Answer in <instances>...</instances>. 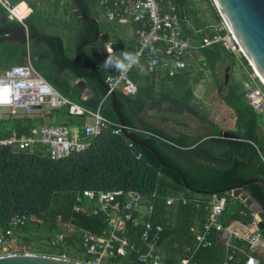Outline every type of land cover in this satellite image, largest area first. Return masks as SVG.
<instances>
[{
	"label": "trees",
	"instance_id": "obj_1",
	"mask_svg": "<svg viewBox=\"0 0 264 264\" xmlns=\"http://www.w3.org/2000/svg\"><path fill=\"white\" fill-rule=\"evenodd\" d=\"M170 1L175 5L180 18H189L196 28L203 30L201 35H211L207 23L196 18V13L189 8L186 0ZM99 2L78 0L86 15L95 19L100 13L103 14ZM30 23L31 18L25 24L32 31ZM78 23L81 28L77 27L76 30L74 50L81 46L79 62L90 64L89 51L82 44L94 38L96 24L82 17L78 18ZM114 24L105 27L106 31L112 30ZM39 41L41 43L37 44L43 50V64L33 59L34 68L63 97L90 111H96L107 91L100 86L95 73L70 62L73 57L70 56V50L64 48L61 37L41 35ZM8 44H0V53L8 51L10 54V51H15ZM132 48L129 53L133 54L137 45ZM200 56L202 60L198 64L203 67V72L209 71L215 75L218 66L224 63L229 74L234 67V58L220 46L202 49ZM21 64V60L12 63L13 66ZM62 72H69L74 79L93 86L98 93L96 99L80 100V89L77 85L71 88L66 78L60 76ZM203 72L191 79L188 69L168 78L160 77L158 72H139L135 68L130 77L138 86L137 95L129 98L117 92L115 107L121 112L131 136L154 148L163 162L179 168L192 189L221 191L215 196L227 199L222 216L224 226L251 225L253 220L245 205L223 193L225 188L248 178L264 181V136L259 138L256 133V114L234 85H229V93L222 98L235 111L236 116H241L236 117L239 130L229 132V138L224 136L222 128L217 129L214 124V131L204 137L198 135L191 138L180 133L173 135L140 116L147 100L151 108L159 112L161 103L154 101L163 102L168 110L172 111L173 108L175 112L172 113L176 116L188 112L197 113L191 105L192 86L203 78ZM100 77L105 80L106 74H100ZM172 90L177 93L174 97L167 94ZM101 114L107 120L102 132L84 150L71 153L61 160H51L39 146L30 151L19 149L16 145H0V228L6 231L13 217H24L25 223L15 233L25 244L36 245L33 249L40 254L62 255L67 254L70 248L81 251L79 234L82 231L96 236L121 232L109 225L106 212L94 215L87 207H83L80 212L74 211L77 195L83 190L133 191L141 196L143 206L149 203L152 205L150 215L145 216L143 222L161 227V232L152 243L164 264H179L187 258H191L188 264L221 263L224 253L220 245L221 242L224 244V240L220 233L212 235L209 248L197 247L198 233L208 220L206 206L214 195L187 190L180 176L163 167L147 149L128 141L122 133L115 134L120 122L112 106L111 95L104 100ZM51 120L56 124L81 128L90 118L69 115L66 108L37 111L29 116L11 115L6 110L0 117V140L9 137L12 131L17 137L28 135L33 127L51 124ZM245 189L264 211L262 187L249 184ZM180 195L184 196L185 204L179 199ZM170 197L174 201L167 205L166 201ZM256 228L264 235V225L258 223ZM143 230V224L136 227L127 224L122 234L131 243L141 246ZM57 234H63L64 240L57 241ZM25 250L26 245L18 249V253H24ZM255 256L259 264H264V254L256 253ZM86 259L72 260L86 262ZM122 262L138 264L134 252Z\"/></svg>",
	"mask_w": 264,
	"mask_h": 264
},
{
	"label": "built area",
	"instance_id": "obj_2",
	"mask_svg": "<svg viewBox=\"0 0 264 264\" xmlns=\"http://www.w3.org/2000/svg\"><path fill=\"white\" fill-rule=\"evenodd\" d=\"M210 1L213 4L212 0ZM20 4H14L12 0H0V6L7 11L9 19L16 20L27 29L24 24L26 15L22 10L17 11ZM99 6L107 22L137 25L135 30L137 48L133 54L137 57L138 63L129 65L126 73L115 69L112 74L106 76L104 83L108 91L96 111H90L63 97L33 68L31 62L6 69L0 73V112L7 110L11 115L29 116L44 109L56 111L66 108L69 115L87 116L90 121L77 128L56 124L53 120L51 124L33 127L28 135L21 137H17L12 131L9 137L0 140V145H16L19 149L30 151L39 146L51 160H61L71 153L84 150L91 140L102 132L107 120L102 116L101 109L111 92H120L129 98L137 95L138 86L130 77L135 68L145 65L147 73L158 72L164 77L172 78L188 70L190 62H193L195 57L197 62L201 61L200 51L211 46H220L234 59L245 60L236 39L220 17L217 25L207 28L212 32L211 35H201L203 30L194 28L188 19L180 18L170 0H100ZM114 37L111 36V39L116 42ZM109 47L110 43L107 45V51L111 54ZM262 86L264 87L263 84ZM246 88L248 95L245 102L260 117L264 126V91ZM114 133H122L121 127L119 126ZM179 199L183 204L186 203L183 195H180ZM173 201L174 198H168L167 205ZM226 205V197L215 195L207 203L208 220L198 233L197 247L209 248L212 235L220 233L224 236V258L221 264H259L255 255L264 252V235L257 228L255 231L252 230L253 225L259 223L257 214L250 212L245 206L253 223L239 224L238 226L242 227L237 230L223 224L222 216ZM83 207L89 208L94 215L106 212L109 215V225L115 220L125 226L130 224L136 227L143 224L144 230L141 233L143 242L141 246L131 243L122 234L123 231H120V234L109 232L103 236L82 231L79 234V244L87 258L86 262L82 263L119 264L118 261L126 260L134 252L138 264H164L152 243L162 229L160 226L143 222L144 217L150 215L152 205L149 203L143 206L138 193L121 190L117 192L83 190L76 197L74 211L80 212ZM24 219L19 216L13 217L6 231L0 228V257L35 254L29 252L28 248L24 253H18L20 245H17L15 230L25 223ZM56 239L61 242L64 235L57 234ZM45 256L70 259L67 254ZM190 260L191 258L184 259L179 264H188Z\"/></svg>",
	"mask_w": 264,
	"mask_h": 264
},
{
	"label": "water",
	"instance_id": "obj_3",
	"mask_svg": "<svg viewBox=\"0 0 264 264\" xmlns=\"http://www.w3.org/2000/svg\"><path fill=\"white\" fill-rule=\"evenodd\" d=\"M217 14L221 20L226 24L231 34L236 39L239 47L242 50L245 61L248 63L250 68L259 78L261 83L264 85V0H212ZM71 12L73 15L82 16L96 24L95 36L92 40L85 41L82 45L86 46L89 44L96 43L99 39L102 41V45L92 46L89 50L91 57L90 64H81L79 62L78 53L81 49L79 46L75 52L74 58L70 61L77 66L89 69L93 71L101 87L108 91L104 81L100 78L98 70L96 69L99 64L105 60L108 56H114L116 53L122 51L125 45L121 42H113L111 34L101 35L99 25L93 18L87 17L84 11H80L79 6L73 1L71 6ZM34 33H37L34 29ZM0 44L5 41L13 39L28 40L30 36L26 35L24 27L20 26L17 30H4L0 28ZM105 37L103 40L102 38ZM110 43L111 54L107 51V45ZM115 68H107V73L112 74ZM77 87L81 91H85L87 84L81 80L77 83ZM115 92H111L112 106L115 113L117 114L120 122L122 135L130 142L135 145L141 146L147 149L156 160L165 168L175 171L181 178L184 187L189 191H194L198 194L210 193L215 195L221 191L204 192L194 190L188 184L182 171L174 165L167 164L162 161L160 156L151 146L146 143L139 141L131 136L128 132L123 116L121 112L115 107ZM249 184H257L262 187L264 195V181L259 178H248L241 183L231 185L223 190L227 196L239 200L243 203L250 212L257 214L258 222L264 225V211L262 207L256 202L250 192L245 189ZM0 264H84L79 261L72 259H62L58 257L37 255V254H16L0 257Z\"/></svg>",
	"mask_w": 264,
	"mask_h": 264
},
{
	"label": "rangeland",
	"instance_id": "obj_4",
	"mask_svg": "<svg viewBox=\"0 0 264 264\" xmlns=\"http://www.w3.org/2000/svg\"><path fill=\"white\" fill-rule=\"evenodd\" d=\"M45 1V5H43L41 10V17H39L40 25H43L49 30V35H61L66 42L65 44L71 46L75 19L70 16V0ZM192 1L196 2V5L194 6L198 9L199 14H202L205 19L209 18V23L210 21L212 24H215L216 22L219 23L220 19L218 16H215V19L210 18L211 14L213 16L215 15V11L211 10L212 6L208 0ZM203 13H205V15ZM117 28L122 31H127V28L123 26ZM129 36L132 37L134 35L132 32H129ZM202 69L203 67L198 64L195 57L194 61L190 62L189 66L191 79H194L199 72H203ZM226 74H228L226 71V64L223 63L218 66L215 75L211 74L209 71H204L203 78L192 86L193 96L191 105L197 113L188 112L176 116L172 113L175 112L173 108L172 111L168 110L163 102L154 101L158 104L161 103L159 106L161 112H159L151 108L149 100H147L142 106L140 116L149 122L164 128L173 135L180 133L191 138L198 135L204 137L214 131L213 126L217 129L222 128L225 133L236 132L239 130V128H237L236 117L241 116H236L235 111L229 108L222 100V98L229 93V85H234L238 94L243 95L244 99H247L248 95L246 87H250V89H259L261 91H264V87L253 73V70L248 63L243 59H234V67L228 74L229 76L226 80L227 84L225 86L224 77ZM222 86L223 88L219 90ZM167 94L174 97L177 93L172 90ZM142 99H144V97H142ZM256 122L258 124L256 133H258L259 138H261L264 136V126L261 125L259 116H256ZM212 124L214 125L212 126ZM141 212L143 213L144 210ZM252 230L255 231V228L253 227ZM67 255L71 259H81L84 257L82 251L72 248L68 250Z\"/></svg>",
	"mask_w": 264,
	"mask_h": 264
},
{
	"label": "crops",
	"instance_id": "obj_5",
	"mask_svg": "<svg viewBox=\"0 0 264 264\" xmlns=\"http://www.w3.org/2000/svg\"><path fill=\"white\" fill-rule=\"evenodd\" d=\"M71 1H73V0H70L69 10H71V6H72ZM186 1H187L188 5H189V8L196 13V18L199 19L201 22H206L207 23V25H208L207 28L208 29H209V27L218 24L217 22L215 24H212L211 21L209 23L208 22L209 18L205 19L202 14L200 15L198 9L194 6V5H196V2H193L192 0H186ZM208 1L211 3L210 0H208ZM12 2L14 4L24 3V4L27 5L28 9H31V11L26 15V17L24 19V24H25L26 20L31 18V23L30 24L33 26L32 31L29 29V27L26 24H25V26H26L27 29H25V27L23 26L27 36H29L30 33H34L33 29H36L37 33L41 34V35L59 36V37H61V35H59V34H57V35H55V34L54 35H49V33H50L49 30L47 28H45L43 25H40V18L39 17H41V10L43 8V5H45V2H46L45 0H21V1L12 0ZM88 6H90V5H88ZM211 6H212L211 10L215 11V13H214L215 15L213 16L211 14L210 18L215 19V16L217 17L218 14H217L216 10L214 9L212 3H211ZM203 14L205 15V13H203ZM70 16L74 17V19H75V23H74V26H73L74 33L72 35V44H71V46L66 45L65 44L66 42L64 41V39L62 37L61 38L63 40L64 48H67L68 50H70V56L74 58L75 52L77 50V49L74 50V42H75L76 34H77L76 30H77V27L80 28L79 25H78L79 24L78 23V18H80L82 16H76V15H73L72 13L70 14ZM93 19H95V18H93ZM95 20L97 21L99 27H101L100 25H104V27H107L108 25H112V23H109V22L106 21V19L104 18V15L102 13H100V15H98V18L95 19ZM189 21L193 25V27L196 28L194 26V24L191 22L190 19H189ZM20 25L21 24H19L16 20H10L9 17H8L7 11H5L0 6V28L1 29H4V30H6V29L7 30H17L20 27ZM119 26L126 27L127 31L119 30V28H117ZM113 27L114 28H112V30H110L108 32L111 34L112 37H114L113 35L116 33L117 36L114 37L115 41L116 42H121V43H123L125 45V48L122 51L116 53V56L117 57H122V54L124 52H132V49H133L132 47L137 45L136 44L137 40L135 38L136 37L135 30L137 29V25L128 24V23L125 24V23H121V22L120 23L119 22H115ZM196 29H198V28H196ZM129 32H132V34L134 36L130 37L129 36ZM209 33L212 34V32L210 30H209ZM0 35H3V34H0ZM3 43H9L8 44L9 48L13 49L15 51H10V54H8V51H4V52L0 53V73L5 71L6 69L11 68L13 66L12 63H16L18 60H21V62L23 63L21 65H24V64H27L28 62H31L33 68H34L33 61H32L33 59L36 62H38L40 65L43 64V59L41 60V51H43V50L38 49V47H37V49H38L37 51L34 49V47L31 49V45L34 44L33 41H29V39L25 40V41L24 40L13 39V40H10V41H5ZM0 52H1V48H0ZM13 53H15V54L13 55ZM137 71H139V72L140 71H144L145 72V65H141L140 67H138ZM159 75H160V77H164V75H162V73L161 74L159 73ZM60 76L66 78V80L68 81V84H69V86H71V88L73 86L77 85L76 83L79 82L77 79H74L69 72H62V74ZM49 83L55 88V86L51 82H49ZM97 96H98V93L95 90V88L93 86H89V85H87V87L85 88V91H81L80 90V93H79V98L82 101H89V100L93 101L94 99H96ZM100 103H101V101L99 102V104ZM62 109H64V108H62ZM44 110H46V109H44ZM3 112L6 113V110H3V111L0 112V117H2V115L4 114ZM51 122H52V120H51ZM56 122H57V120H56ZM110 226L111 227L112 226L115 227V229L118 230V231H124V229H125V225H122L121 223H119L118 221H115V220L111 221ZM231 227H233V228L238 230L242 226L235 225V226H231ZM253 227L256 228V226H254V225H253ZM15 238L18 241L17 245H20V246H18V249H23L24 246L26 245V250L25 251H27V248H28L29 252L41 255L38 251L33 249L34 245L32 246V244H25L21 240L20 236L17 233H15ZM222 239L224 240V236L222 237ZM220 247H221V249L223 250V253H224V248H223V243L222 242H221ZM261 253L264 254V252H259L258 254H261ZM83 258H85V255H84ZM125 263H129V262H125ZM119 264H123V262L120 261ZM217 264H221V263H217Z\"/></svg>",
	"mask_w": 264,
	"mask_h": 264
},
{
	"label": "flooded vegetation",
	"instance_id": "obj_6",
	"mask_svg": "<svg viewBox=\"0 0 264 264\" xmlns=\"http://www.w3.org/2000/svg\"><path fill=\"white\" fill-rule=\"evenodd\" d=\"M73 1H75L76 2V4L79 6V8H80V11H83V7L80 5V4H78V0H73ZM73 1H71V4L73 3ZM85 12V11H84ZM72 13V12H71ZM88 17V16H87ZM84 18V17H83ZM103 22V21H102ZM101 22V23H102ZM104 24V23H103ZM21 26V25H20ZM101 27H99V30L101 31V35H104V34H108L109 32L108 31H106V29H105V27H104V25H100ZM23 27V26H22ZM80 28H81V26H80ZM33 31H34V29H33ZM2 35H0V37H1ZM29 36H30V38H29V41H33V45H31V49L34 47V49L37 51L38 49H41L42 50V48H41V45H38L37 43H41L39 40H41V34H38V33H30L29 34ZM103 40L105 39V37H103L102 38ZM90 40H92V39H90ZM85 42V41H84ZM83 42V43H84ZM102 45V41H101V39H99L96 43H94V44H89V45H86L85 47H86V50H90V48L92 47V46H98V47H100ZM37 47H38V49H37ZM40 51V50H39ZM114 58L115 57H117L116 56V54L113 56ZM103 62H104V60L99 64V66H97L96 67V69L100 72V74H101V76H103L104 74H106V76L108 75V73H107V69L103 66ZM100 74H99V76H100ZM228 74H226L225 75V77H224V81H225V86H226V84H227V78H228ZM101 78V77H100ZM104 81V80H103ZM223 88V86L222 87H220V89L219 90H221ZM223 134H224V136L226 137V138H229V137H231V136H229L228 135V133H225V132H222Z\"/></svg>",
	"mask_w": 264,
	"mask_h": 264
},
{
	"label": "clouds",
	"instance_id": "obj_7",
	"mask_svg": "<svg viewBox=\"0 0 264 264\" xmlns=\"http://www.w3.org/2000/svg\"><path fill=\"white\" fill-rule=\"evenodd\" d=\"M19 8L24 12V15H27L31 9L27 8V5L24 3H21L19 5ZM23 18V17H21ZM138 63V59L137 57L129 52H124L122 54V57H112V56H108L104 62H103V66L107 69V68H115L120 70L121 72H127L128 71V66L129 65H134Z\"/></svg>",
	"mask_w": 264,
	"mask_h": 264
},
{
	"label": "bare ground",
	"instance_id": "obj_8",
	"mask_svg": "<svg viewBox=\"0 0 264 264\" xmlns=\"http://www.w3.org/2000/svg\"><path fill=\"white\" fill-rule=\"evenodd\" d=\"M17 11H21V9H20V8H18V9H17Z\"/></svg>",
	"mask_w": 264,
	"mask_h": 264
}]
</instances>
